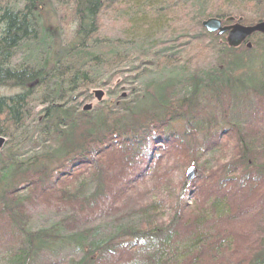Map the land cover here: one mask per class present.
Segmentation results:
<instances>
[{
  "label": "trees",
  "instance_id": "trees-1",
  "mask_svg": "<svg viewBox=\"0 0 264 264\" xmlns=\"http://www.w3.org/2000/svg\"><path fill=\"white\" fill-rule=\"evenodd\" d=\"M62 1L0 0V264H264V35L201 27L264 0H70L66 40L43 22ZM107 11L123 38L99 36ZM175 18L208 65L162 47ZM136 58L135 88L83 110Z\"/></svg>",
  "mask_w": 264,
  "mask_h": 264
},
{
  "label": "rangeland",
  "instance_id": "rangeland-1",
  "mask_svg": "<svg viewBox=\"0 0 264 264\" xmlns=\"http://www.w3.org/2000/svg\"><path fill=\"white\" fill-rule=\"evenodd\" d=\"M70 0H64L61 3H59V5L56 4H52L51 7H48L46 10L44 11H48V13L44 12V16L48 15L43 22H45L49 27H51V29H62V32L59 31V33H61L62 38L61 39H68L70 37V33L71 30L74 26V24L72 23V16L71 13L69 11V6L67 5V3H69ZM127 1V0H126ZM126 1L125 0H118L117 3V8L121 10V12H125L126 11ZM118 13V12H117ZM111 13L110 11L105 12L104 14H102L103 16H101L100 18V24L102 25L101 31L99 36L102 38H123L124 33L127 30V20H128V16L127 15H123L122 13ZM238 15H240L238 13ZM237 14H234V16L230 15V17L228 18H233L235 19V16H238ZM246 17H254V15L252 13L246 14ZM178 18H175L172 21V28L170 31L168 32V35L164 36L162 38V47L165 48H171L172 51H175V53L178 54V56L183 55V57H185V60H191V63L189 64V68H193L197 65H201V63L203 65H208L210 63V60L213 57V54L211 53L210 49H211V42L206 41L203 45H200L199 47H197V43H193L192 45H196V47L192 48L189 51V53L187 55L183 54L182 51L184 48H186L184 45H188L189 46V42L193 41V37L195 34H193V32H190V35H186V34H182L180 33L183 29L181 27L178 26L177 24V20ZM209 19V18H208ZM211 19V18H210ZM216 19V18H214ZM227 19V18H226ZM224 19V20H226ZM237 19H241L243 20L242 16L240 15V18L238 16ZM235 19V20H237ZM245 22V21H242ZM241 22V23H242ZM264 22V21H262ZM257 24V23H256ZM245 25V24H244ZM255 25V24H254ZM253 26V25H252ZM203 29V28H202ZM260 35V34H258ZM218 36V35H217ZM262 36V35H261ZM225 41H226V36H223ZM250 42L247 40H245V44ZM205 47V50H201V48ZM209 47V48H208ZM251 47V44H250ZM209 50V51H208ZM209 52V53H208ZM181 53V54H180ZM193 57V58H192ZM139 58L130 60L127 64L123 65V67L121 68H117L115 69V71L111 72V77L112 78V82L111 84L107 85V86H93L92 89L89 91L91 94L87 95V99H84L83 97H81V104L82 107H88V110H91L92 108H96L99 104H101L102 102H109L111 101L112 98H109L108 94H115V97L122 96L125 97L130 89L133 87L135 88V85L131 84L132 81L130 80V78L135 74L134 73V67H138V60ZM20 61V57H16L15 60L13 61V64H17ZM142 67V66H141ZM141 69V68H140ZM113 74V76H112ZM99 91L102 93V97L100 101H97L96 97H95V92ZM17 92L15 89L12 88H5V89H1L0 90V94L1 95H10L12 93ZM112 97V96H110ZM40 107H36L34 112L39 111ZM5 144V139H4V143L2 145V147ZM1 147V149H2ZM0 149V151H1ZM185 179H187V174L184 176ZM180 179V176H179ZM173 180V177H172ZM178 203H181L180 200L178 201ZM170 214L167 215V217L169 218ZM165 218L162 220V222H166L168 218ZM249 225V224H248ZM251 225V224H250ZM69 262H72V260H69Z\"/></svg>",
  "mask_w": 264,
  "mask_h": 264
},
{
  "label": "water",
  "instance_id": "water-1",
  "mask_svg": "<svg viewBox=\"0 0 264 264\" xmlns=\"http://www.w3.org/2000/svg\"><path fill=\"white\" fill-rule=\"evenodd\" d=\"M241 19L227 18L224 23L229 25L222 26L220 19L209 18L201 22V27L209 34L216 33V35H226V43L229 48H237L245 42L252 34L258 33L264 35V22H259L253 26H243ZM246 47L250 48V44L246 43ZM97 101L101 100L102 93L99 91L95 92ZM88 107H84L83 110H88ZM4 143V139L0 137V149ZM187 180L193 178L192 171L187 173Z\"/></svg>",
  "mask_w": 264,
  "mask_h": 264
},
{
  "label": "bare ground",
  "instance_id": "bare-ground-1",
  "mask_svg": "<svg viewBox=\"0 0 264 264\" xmlns=\"http://www.w3.org/2000/svg\"><path fill=\"white\" fill-rule=\"evenodd\" d=\"M186 180H187V179H186ZM190 181H192V179H191V180H189V181L187 180V182H190Z\"/></svg>",
  "mask_w": 264,
  "mask_h": 264
}]
</instances>
